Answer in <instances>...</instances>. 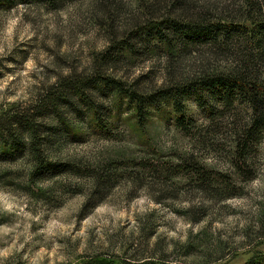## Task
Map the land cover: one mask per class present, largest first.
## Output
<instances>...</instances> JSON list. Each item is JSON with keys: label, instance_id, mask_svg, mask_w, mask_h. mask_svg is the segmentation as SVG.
I'll list each match as a JSON object with an SVG mask.
<instances>
[{"label": "rangeland", "instance_id": "rangeland-1", "mask_svg": "<svg viewBox=\"0 0 264 264\" xmlns=\"http://www.w3.org/2000/svg\"><path fill=\"white\" fill-rule=\"evenodd\" d=\"M262 20L264 0H0V113L36 110L62 77L90 82L88 102L36 113L56 171L33 179L29 146L0 157V264H257L264 136L242 170L234 154L247 101L197 88L179 112L164 93L240 66L263 76ZM91 167L113 179L84 208Z\"/></svg>", "mask_w": 264, "mask_h": 264}, {"label": "trees", "instance_id": "trees-1", "mask_svg": "<svg viewBox=\"0 0 264 264\" xmlns=\"http://www.w3.org/2000/svg\"><path fill=\"white\" fill-rule=\"evenodd\" d=\"M48 1L53 2V0ZM262 10L263 9H261V11ZM185 15L187 16V13H185ZM193 28L195 29L193 31L195 33H202L208 30L206 27L200 28L199 25H194L187 31L184 30V33L192 34ZM238 28L241 32L245 30L247 31L246 26ZM252 32L251 39L254 43L261 44V42H264V20L255 25ZM100 78L101 79L96 81V83L106 82L109 85L115 86L119 90L123 89L122 83L118 80L108 79L101 76ZM79 80L84 81L77 83ZM79 80L74 77L60 78L56 83V86L52 87L54 88V91L51 92V96L43 102L39 101L36 105V110L34 111H24L20 108H11L0 113V157L2 160H5L6 156L12 157L16 154H23L26 146H29L28 151L30 153L31 177L33 179L38 178L41 175L44 176L52 170L56 171V163L50 160L43 151L41 142L44 139H42L39 134L41 132L40 128L42 124L38 121V118H36V113L42 112V108L48 107L43 106L45 104L57 107L59 100H64V102H75L81 99L82 101L86 100L88 102L87 95L83 89L89 86L88 84L90 82H86L85 78ZM72 81H74V86H71ZM176 88H182V94L169 92L164 93V96H172L176 99V106L178 107L179 112H181L179 107H182L180 103L181 97L193 90H197V88L218 91L224 102H229L234 98H242L247 101L251 113L242 125V129L235 133L236 139L234 147V154L236 156L235 164L238 169L242 170L243 166H247L246 162L248 155L264 136V75L254 74L251 68L240 66L229 72L203 74L188 81L186 85L177 84ZM198 100L201 102V99ZM179 121L184 127L186 126L183 117H180ZM63 128L65 129L64 126ZM63 131L67 133H62L61 135L68 134L67 130ZM143 162L144 161H140L138 164L142 166ZM91 172L93 183L90 193L86 195L83 206L84 208L92 207L99 203L104 196L102 193L104 188L108 186L113 179L111 175L113 173L106 171L105 168L103 171L101 167H91ZM196 173L202 176V179L205 180V176L200 173V170H197ZM95 198H97V200L94 202ZM124 264L130 263L125 262ZM257 264H264V255L259 258Z\"/></svg>", "mask_w": 264, "mask_h": 264}]
</instances>
